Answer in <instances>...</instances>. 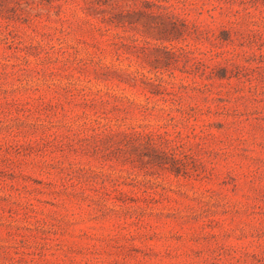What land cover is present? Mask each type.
<instances>
[{"label": "rangeland", "instance_id": "374dc122", "mask_svg": "<svg viewBox=\"0 0 264 264\" xmlns=\"http://www.w3.org/2000/svg\"><path fill=\"white\" fill-rule=\"evenodd\" d=\"M0 264H264V0H0Z\"/></svg>", "mask_w": 264, "mask_h": 264}, {"label": "trees", "instance_id": "16d2710c", "mask_svg": "<svg viewBox=\"0 0 264 264\" xmlns=\"http://www.w3.org/2000/svg\"><path fill=\"white\" fill-rule=\"evenodd\" d=\"M107 2H108V0H107ZM105 3H106V1H105Z\"/></svg>", "mask_w": 264, "mask_h": 264}]
</instances>
